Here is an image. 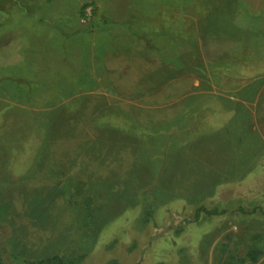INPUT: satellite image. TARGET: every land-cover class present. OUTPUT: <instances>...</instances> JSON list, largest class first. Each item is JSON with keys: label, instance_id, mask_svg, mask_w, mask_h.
Masks as SVG:
<instances>
[{"label": "rangeland", "instance_id": "374dc122", "mask_svg": "<svg viewBox=\"0 0 264 264\" xmlns=\"http://www.w3.org/2000/svg\"><path fill=\"white\" fill-rule=\"evenodd\" d=\"M263 87L264 0H0L2 264L264 258Z\"/></svg>", "mask_w": 264, "mask_h": 264}, {"label": "crops", "instance_id": "0c3cea01", "mask_svg": "<svg viewBox=\"0 0 264 264\" xmlns=\"http://www.w3.org/2000/svg\"><path fill=\"white\" fill-rule=\"evenodd\" d=\"M119 52H121V51H118V52H113V51H111L108 55H107V57H106V62H107V64H106V68H107V71H109V76H117V77H119L120 75H121V73H122V71L121 70H123L124 68H125V64H124V62H123V58L122 59H119V60H117V58L118 57H115V55H118L119 54ZM122 53V52H121ZM118 64V65H117ZM147 77L149 76V75H146ZM149 82H151V79H149ZM149 82H147V83H149ZM115 85H118V84H115ZM263 89H264V87H263ZM263 93H264V90H263ZM146 94V93H145ZM143 96V95H142ZM145 96V95H144ZM263 97V96H262ZM143 97H141V99H142ZM260 98V97H259ZM232 99V98H231ZM236 99V98H235ZM234 99V97H233V99L232 100H230L231 101V104H232V102L234 101H236ZM246 103V102H245ZM245 106H246V108H248V112L246 113V117H249L250 119H260L259 121L257 120V123L255 124V126H253V128H251V132L253 131L252 129H254L255 130V132H257V133H259V134H261L260 136H257L256 137V141H261L262 142V146H263V149H264V100L263 99H259V100H256V102L255 103H246L245 104ZM230 107L232 108L233 106L232 105H230ZM218 110H221V108H217ZM255 109H257V112H256V114H255ZM188 110V108H185V110L182 112V115H181V118H182V116L184 115V113L186 112ZM244 113V114H245ZM229 120H230V124H232L233 122H232V120L233 119H235L236 117H237V112L236 113H234L233 114V112L232 111H229ZM59 115H61V114H58L57 115V117L59 116ZM249 115V116H248ZM57 117H55V119H54V121L56 122L55 123V125L52 127V129H48V134H49V137H50V140H54L55 139V136L56 135H58V134H62V135H73V133L74 132H76L77 131V127H75V126H72V125H70L69 124V126H67L66 124H65V122H64V119H63V117L64 116H62L61 115V119H62V131H57V129L55 130V127H56V124L58 123V120H59V117L57 118ZM57 118V119H56ZM76 119H79V116H78V113L76 114V117H75ZM74 118V119H75ZM76 124H80V122H78V123H76ZM138 125H139V128L141 129V133H142V131L143 130H146L145 128H143V125H142V123H137ZM233 126H235V125H233ZM108 131V136H112L113 134H114V131H113V133H112V130H110V128L109 129H104V128H99V127H97L96 126V129H95V137H93V140H92V137H91V139H88V142H91L92 143V145L93 144H95V143H97L98 142V140H100L101 138H100V135L101 134H104L105 133V131ZM82 134H84V132L82 133ZM259 137V138H258ZM103 139V138H102ZM251 139H253V138H251ZM107 146H108V139H107ZM89 145V144H88ZM91 145V146H92ZM189 148L188 149H190V145L188 146ZM189 152H191V151H189ZM193 152V151H192ZM236 152V151H235ZM231 153V154H229V157H228V154H226L224 157L226 158V163H225V165H226V167H225V169H221V168H219L220 170H219V173L221 174L220 175V177H219V181H222V176L224 175V174H227V173H229V172H237V173H244V172H252L253 171V169H254V165L253 164H246V165H240V164H238L237 162H236V160L234 159L236 156H237V154L236 153ZM263 154H264V150H263ZM188 155V154H187ZM233 159L235 160V161H233ZM262 165H261V168H262V178H261V180H260V188L262 189V191H263V195H264V159L262 160ZM257 184H258V182H257ZM257 186V185H256ZM263 203H264V200H263ZM264 216V215H263ZM254 217V216H253ZM253 219V218H252ZM262 220H263V218H262ZM237 232H239V230H237ZM242 232H243V234H245L246 236H247V238L249 239V240H251V243L249 244V248L247 247V251L245 252L246 253V258H247V256H249V253H254L255 251H256V249H255V246L252 244V243H254V237H255V235H257L256 234V232H255V230L254 229H250V228H246V230H242ZM248 246V245H247ZM234 247V246H233ZM231 248H232V246H231ZM237 248V247H236ZM237 253V252H236ZM234 259H237L236 258V255H234V257H233ZM251 259V258H250ZM238 261H236V262H234V264H238L237 263ZM240 264H242V263H240ZM245 264H264V258H262L261 260H259V261H257V262H255L254 260H249V259H247V261H246V263Z\"/></svg>", "mask_w": 264, "mask_h": 264}, {"label": "trees", "instance_id": "16d2710c", "mask_svg": "<svg viewBox=\"0 0 264 264\" xmlns=\"http://www.w3.org/2000/svg\"><path fill=\"white\" fill-rule=\"evenodd\" d=\"M249 256L251 257V259L254 257L253 253H249ZM0 264H2V260H1V256H0ZM114 264V263H113Z\"/></svg>", "mask_w": 264, "mask_h": 264}]
</instances>
